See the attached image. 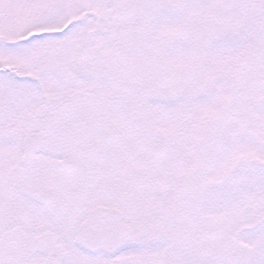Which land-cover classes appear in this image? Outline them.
<instances>
[{"label":"snow or ice","instance_id":"1","mask_svg":"<svg viewBox=\"0 0 264 264\" xmlns=\"http://www.w3.org/2000/svg\"><path fill=\"white\" fill-rule=\"evenodd\" d=\"M0 264H264V0H0Z\"/></svg>","mask_w":264,"mask_h":264}]
</instances>
